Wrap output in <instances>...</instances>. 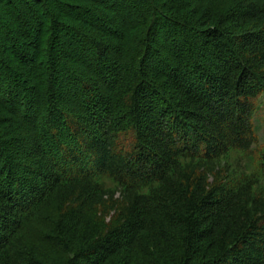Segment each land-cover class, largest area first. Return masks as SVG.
Listing matches in <instances>:
<instances>
[{"label": "trees", "instance_id": "trees-1", "mask_svg": "<svg viewBox=\"0 0 264 264\" xmlns=\"http://www.w3.org/2000/svg\"><path fill=\"white\" fill-rule=\"evenodd\" d=\"M263 110L264 0H0V264H264Z\"/></svg>", "mask_w": 264, "mask_h": 264}, {"label": "rangeland", "instance_id": "rangeland-1", "mask_svg": "<svg viewBox=\"0 0 264 264\" xmlns=\"http://www.w3.org/2000/svg\"><path fill=\"white\" fill-rule=\"evenodd\" d=\"M8 61V59H6ZM255 127L257 129V142L252 147V150L248 153L237 154V156H233L231 158L229 164L232 168H237L238 170H251L252 172H256L258 168V163L262 152L264 151V110L261 115L256 117ZM235 158V159H234ZM109 186V185H107ZM261 187L264 188V183L261 182Z\"/></svg>", "mask_w": 264, "mask_h": 264}]
</instances>
